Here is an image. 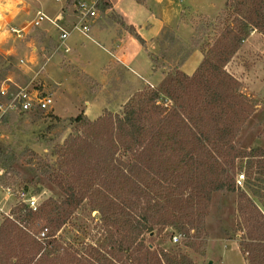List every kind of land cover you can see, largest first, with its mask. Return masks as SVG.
<instances>
[{"label": "trees", "instance_id": "obj_1", "mask_svg": "<svg viewBox=\"0 0 264 264\" xmlns=\"http://www.w3.org/2000/svg\"><path fill=\"white\" fill-rule=\"evenodd\" d=\"M227 5L232 7V21L192 75L178 70L162 84L163 92L152 89L133 95L122 114L94 121L82 113L74 118L87 129L58 150L56 182L64 198H48L36 210L24 203L15 207L16 219H7L0 226V264H55L49 258L53 250L48 246L85 199L100 213L111 239L114 232L121 235L125 242L118 248L137 256L139 264H196L187 254L152 250L144 243L145 234L166 226L183 236L188 234L197 219L202 221L214 192L238 188V158H249L250 175H264V152H248L237 146L240 130L254 106L241 91L240 81L225 68L251 30L264 35V0H231ZM101 127L109 134L105 146L102 136L95 133ZM95 141L102 143L99 161L88 160L85 168L74 174L66 167L72 153L82 150L84 154L85 147ZM159 158L163 163L160 171L154 165ZM252 193L258 195L257 191ZM237 211L245 231L241 252L248 264H264V212L242 189ZM36 219L44 220L47 230V226L52 228L44 235V253L42 243L27 231ZM14 249L17 258L9 254ZM110 249L107 255L111 258L97 260L113 264L111 259L118 254L115 247ZM78 261L89 264L88 260Z\"/></svg>", "mask_w": 264, "mask_h": 264}, {"label": "rangeland", "instance_id": "obj_2", "mask_svg": "<svg viewBox=\"0 0 264 264\" xmlns=\"http://www.w3.org/2000/svg\"><path fill=\"white\" fill-rule=\"evenodd\" d=\"M77 1L80 0H0V85L9 83L14 87H24L39 84L40 89L52 92L54 97V106L49 111L7 114L0 119V226L7 219H16L14 209L20 204L21 190L37 196L38 207L43 206L48 198L58 201L64 198V193L56 182L59 172L56 170L59 161L58 150L69 138L85 134L86 125L74 121V118L84 114L83 111L78 112L84 103L83 99L96 88L85 80L81 82L76 75V78L67 75L64 72L66 64L53 63L44 56V45L50 52L55 49L57 43V40L53 41L54 34L50 35L48 31V27L52 26L49 22H43L39 27H27L21 38H16L10 27L26 26L37 10L44 9V2L55 7L61 4L63 11L71 13L73 4ZM230 1L226 0L219 8L216 7L211 16L207 10L206 14L203 10L192 12L188 24H191L194 34L191 37L171 35L167 40V47L155 59L157 66H167L166 70H169L164 79L155 87L144 86L134 95L152 89L163 92L162 84L167 83L179 70L178 66L190 50L201 47L203 51H207L233 19L232 7L227 5ZM103 7V0H98V14ZM252 32L256 34L251 36ZM48 35L51 36L50 41H47ZM225 68L240 81L241 91L254 106V112L240 130L237 146L248 152H264V35L256 29L251 30ZM123 110L124 105L117 111L106 110L97 118L85 116L94 121L109 115L122 114ZM95 133L99 137L102 136L103 145H107V142H104L109 138L106 128H98ZM102 143L97 144L95 141L93 146L85 147L84 154L82 150L74 151L72 156L68 157L66 167L76 174L75 170L85 168L88 160H92V163L99 161L103 154L100 148ZM160 159L154 164L155 169L159 171L163 168ZM171 164L169 163L170 166ZM248 167L249 158L236 160V173H244L245 181L242 185L236 181L238 188L235 191L214 192L203 210L202 221L197 219L196 227L188 234L184 232L180 242L172 240V236L179 232L172 226H166L161 231L155 227L153 233L147 232L143 238L144 243L152 250L164 249L172 254H187L196 264H248L247 257L242 252L244 261L233 251H228V257L224 260V251L230 248L234 241H237L240 249L245 232L240 226L242 219L237 211L240 190H247L264 212V175H250ZM251 189L257 191L258 195L255 196ZM32 226L27 231L42 243L41 253H44V241L47 240L39 237L42 230L49 234L52 228L47 226V230L44 220L40 219H36ZM108 233L102 225L100 213L93 210L85 199L56 232V239L48 246L53 250L49 258L51 261L55 260V264H80L78 260H88L89 264H106L101 260L107 256L111 258L107 251L115 247L118 255L111 259L113 264H139V260L135 259L137 256H130L118 248L125 242L121 241V235L114 232V239H111ZM9 254L14 258L19 257L15 249ZM99 257L104 258L97 260Z\"/></svg>", "mask_w": 264, "mask_h": 264}, {"label": "crops", "instance_id": "obj_3", "mask_svg": "<svg viewBox=\"0 0 264 264\" xmlns=\"http://www.w3.org/2000/svg\"><path fill=\"white\" fill-rule=\"evenodd\" d=\"M225 1L103 0L104 7L92 23L88 35L73 32L67 41L70 51L53 49L49 52H54L49 61L66 64L64 72L67 75L73 78L76 75L81 82L85 80L96 86L93 93L86 94L78 112L83 111L88 117L97 118L106 110L122 108L144 86H157L169 71L167 66L155 64L158 54L167 47V40L171 35L191 37L194 30L188 24L190 14L198 10L206 14L207 10L211 16L215 8ZM43 11L52 17L62 12L65 27H69L74 19L73 10L66 13L61 4L55 7L44 2ZM48 29L50 35L54 34L53 41H56L58 30L53 25ZM255 34L252 32L251 36ZM50 35L47 41L51 40ZM205 52L201 47L190 50L178 69L192 75L203 61ZM74 107L78 109L76 105ZM228 251L235 252L244 261L237 241L224 251V260Z\"/></svg>", "mask_w": 264, "mask_h": 264}, {"label": "built area", "instance_id": "obj_4", "mask_svg": "<svg viewBox=\"0 0 264 264\" xmlns=\"http://www.w3.org/2000/svg\"><path fill=\"white\" fill-rule=\"evenodd\" d=\"M59 1V0H58ZM98 0H91L90 2L80 0L74 2L73 12L74 19L69 27L63 26L64 16L59 12L56 16H49L43 10H37L35 16L24 27H10V31L16 38H21L27 27H39L43 22H49L58 30V39L55 50L70 51L68 39L70 35L77 31L88 35L92 23L98 16L97 11ZM37 50V48H35ZM54 50V51H55ZM54 53V52H52ZM51 53L44 45V56L49 60ZM23 61V60H22ZM54 106L53 93L39 88V84H32L30 86H16L13 84L4 83L0 85V119L7 114H26L35 111H49ZM245 174L240 173L236 175V181L242 185L245 181ZM10 190V188H8ZM20 203L26 204L29 208L36 210L38 208V197L29 195L24 190L19 192ZM45 231H41V237H44ZM182 234L176 233L172 236L174 242L182 240Z\"/></svg>", "mask_w": 264, "mask_h": 264}]
</instances>
